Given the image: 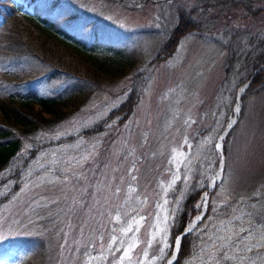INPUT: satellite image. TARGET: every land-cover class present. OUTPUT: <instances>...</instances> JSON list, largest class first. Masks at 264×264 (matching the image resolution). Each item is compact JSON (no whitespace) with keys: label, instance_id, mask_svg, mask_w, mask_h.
I'll use <instances>...</instances> for the list:
<instances>
[{"label":"rangeland","instance_id":"obj_1","mask_svg":"<svg viewBox=\"0 0 264 264\" xmlns=\"http://www.w3.org/2000/svg\"><path fill=\"white\" fill-rule=\"evenodd\" d=\"M69 1L79 12L104 24L116 38L124 41V45L131 44L137 64L123 79L113 80L89 76V70L85 68L79 73L57 71L55 67L59 62L51 60L54 59L52 56L41 64L33 58V55L45 58L36 46L33 32L16 25L0 30L2 100L11 93L27 94L34 89L42 95L62 91L69 85L92 89L87 92L88 100L84 101L81 111L46 134L50 141L37 148L35 160L31 158L21 163L24 175L21 186L26 180L35 181L46 176L53 183L41 182L35 193L62 201L60 207L63 208L71 205L73 200L84 201L83 207H77L71 216L72 227L67 229L69 244L62 247L64 240L58 227L63 224L58 221L54 227L47 219L37 220L35 216L30 221L19 211L27 198L25 194L20 193L13 199V193L20 187L17 189L16 182L9 178L0 180V191L7 192V197H0V264H88V256L81 257V253L89 239L94 240V245L90 244L88 251L96 254L99 250L104 256L91 264L166 263L173 249L162 245L159 237L153 240L151 247L148 241L156 231L152 227L156 204L162 203L164 198L159 185L168 187L169 170L174 169L169 160L173 156L178 160L187 158L191 164L188 184L183 183L184 167L181 165V181L168 190L169 209H179L192 189L191 165L200 164L203 175L210 170L214 178L224 156L223 178L216 185L217 193V188L208 192L207 209L213 205L219 214L229 206L256 211L248 206L264 201V60H261L264 58L258 56L264 51V0ZM181 14L191 20L192 28L186 30L171 53L162 54ZM87 30L82 29L84 33ZM59 55L55 53V57ZM259 69H262L258 72L262 74L261 82L247 89L238 114L239 90ZM7 73H14L15 77H9ZM54 75L56 80L52 79ZM131 94L135 99L132 110L116 114ZM112 113L116 119L110 127L113 130L102 132L91 140H78L80 142L73 145L74 142L68 140L88 127L108 122ZM234 118L237 124L228 135L231 136L230 146L226 149V138L221 154L215 145ZM45 143L55 144L46 146ZM188 144L192 145L191 149ZM91 145H98L95 160L83 162V167L76 165L74 158L87 154L86 149ZM213 148L218 154L215 161L208 156ZM132 161L138 169L134 173L137 180L132 182L137 188L133 196H139L141 205L137 211L145 219L138 232L129 234L134 236L128 241L134 245L129 249L132 260L121 262L115 259L120 252L113 255L107 250L111 236L121 235L119 231H110L113 227L119 229L120 222L114 224L109 213L114 214L120 206L128 207L126 189L131 179L128 169ZM28 170L32 172L30 177L25 175ZM73 172L78 175L86 172L87 178L77 183ZM64 177L69 178L66 185L60 183ZM8 181L13 182L8 184ZM5 184H8L7 188ZM117 184L121 188L120 195L105 200L109 194L107 186L111 185L114 190ZM96 185L104 190L103 196L97 193ZM182 188L184 196L177 205L176 195ZM92 193H97L96 200L107 204L103 215L95 209L89 211ZM243 195L253 197L246 203ZM145 198L147 202L143 203ZM200 203H204L203 199ZM53 208L59 210L55 205ZM135 215L130 212L124 219ZM64 219L62 215L61 220ZM98 223L103 224L100 228L103 236L93 231ZM82 226L83 234L80 233ZM213 231L215 229L209 234ZM171 233L167 237L168 244L172 243ZM72 237L81 243L74 244ZM73 247L79 249L75 254L70 251ZM161 247H165L167 253L163 259L160 258ZM198 257L188 264H203Z\"/></svg>","mask_w":264,"mask_h":264},{"label":"trees","instance_id":"obj_2","mask_svg":"<svg viewBox=\"0 0 264 264\" xmlns=\"http://www.w3.org/2000/svg\"><path fill=\"white\" fill-rule=\"evenodd\" d=\"M75 6L69 0H0V30L9 25H16L21 29L26 28L28 32H33L37 48L45 56L43 58L37 55L39 58L37 59L33 55V58L41 64L51 59L48 56H52L54 59L51 60H58L60 63L54 66L58 69L57 71L74 70L79 73L85 68L89 70V76L100 77V79L113 80L125 77L134 69L138 60L131 44L124 45V41L116 38L104 24L94 17L79 12ZM191 23V20L186 19V14H181V20L164 44L162 54L171 53L175 49L186 30L192 28ZM82 29L88 30L84 33ZM55 53L60 55L55 57ZM258 56L259 59L264 58V51L262 50ZM7 75L15 77L14 73H7ZM77 78L80 77L77 75ZM261 78L262 74H258L251 83V87L258 85ZM52 79L56 80V76L54 75ZM71 86H66L64 90L56 91L51 95H42L35 89L27 94L15 92L7 95L5 101L0 95V174L6 177L4 180L9 178L16 182L17 189L21 187L24 177L21 163L31 158L35 160L37 148H40L44 142L50 141L46 134L51 133L55 126L75 116L81 111L84 101L88 100L87 92H90L91 88L86 90L78 85ZM134 100L131 94L115 113L130 112ZM111 116L108 122L103 121L88 127L76 137H68V140L71 143L74 142L73 145L76 142L79 143L78 140H91L102 132L113 130L110 129L109 124L112 125L116 119L113 113ZM227 139L226 149L230 146L231 136ZM208 156L215 161L218 154L213 148ZM191 167L192 175L189 176L193 180L192 189L189 190L176 213V226L171 229V242L199 214L200 209L195 205L202 200L212 178L210 170L203 175L200 164L199 166L191 165ZM259 185L263 186L262 183ZM218 190L219 188L216 193ZM243 196L246 203H249L248 198L251 200L253 197L252 195ZM220 219H222L221 215L216 213V209L211 205L206 217L196 230L184 237L176 264H188L190 260L203 256L201 249L210 235L209 231L218 226Z\"/></svg>","mask_w":264,"mask_h":264},{"label":"snow or ice","instance_id":"obj_3","mask_svg":"<svg viewBox=\"0 0 264 264\" xmlns=\"http://www.w3.org/2000/svg\"><path fill=\"white\" fill-rule=\"evenodd\" d=\"M241 91H244V89L242 88ZM186 123H195V121H186ZM111 126L112 125L109 124V127ZM97 147L98 145H91L88 149H86L87 154L75 157V164L83 167V162H87L89 159L95 160V149ZM188 147L191 149L192 145L188 144ZM215 147L220 149L221 145L216 144ZM185 160H187V158L178 160L175 156L169 160V163L174 165V169L169 170L171 180L168 183V187H164L163 184L159 185L164 198L162 203L158 202L156 204V216L154 217V223L152 225L156 231L152 234V239L148 241L149 247H151L153 240H156V238L159 237V242L162 245H166L168 248L173 249L172 256H175L178 253L183 237L195 228L194 224L186 225L184 231L177 236L171 244L167 243V237L170 234L171 229L176 226L175 220L178 210L177 208L169 209L167 207L170 203L167 198V193L169 188H172L177 182L181 181V165L184 167L183 183L188 184L189 177L187 173L189 171L191 160H187V162H185ZM137 171L136 162L132 161L131 166L128 169V176L131 179L126 189L128 194V201H126V204H128V207L120 206L116 209L114 214L109 213V216L114 224L120 222L119 229L113 227L110 231H119L121 235L111 236V243L108 245L107 250L112 252L113 255H115L116 252H120V256L115 257V259L121 262L126 259L128 261L132 260L129 249L134 247V245L129 244L128 241L133 239L134 236H130L129 234L138 232L142 221L145 219V217L140 216L137 211L141 205L139 196H133V194L137 193V188L132 183L137 180V175L134 174ZM25 175L30 177L32 175L31 170H28ZM72 176L75 181L79 183L81 179L87 178V173L84 172L78 175L73 172ZM4 179H6V177H4L3 174H0V180ZM122 179L123 178H121V180ZM68 180V177H64L60 183L66 185ZM41 182L49 184L53 183V181L46 176H40V179L35 181L26 180V182L19 188L18 192L13 193V199L18 198L20 193L25 194L27 198L23 207H21L19 211L27 216L30 221L32 216H35L37 220L47 219L54 227L57 226L58 221L60 224H63V227H58V232L62 234V238L64 240L62 247H64L69 244V231L67 229H71L72 227L71 216L75 213L77 207H83L84 201L73 200L72 204L68 205L66 208L60 207L61 203H63L62 201L49 199L42 193H35V189L41 187ZM11 183V181H8V184ZM8 184H5L4 187L7 188ZM95 187L97 188V193L103 196L104 190L101 189L99 185H96ZM107 187L109 189V194L108 196H105V200L110 199L112 196L120 195L121 188L119 184L115 186L114 190L111 189V185H108ZM85 191H87V189H85ZM184 191L185 190L182 188L180 192L177 193L175 199V203L177 205H179L181 199L183 198ZM97 193L91 194L93 196V201L88 202L90 205L89 211L95 209L98 214L103 215L104 211L107 209V204L95 199ZM208 195L209 194L205 192L202 197L204 203H197L195 207L203 209L207 203ZM256 195L259 196V193ZM0 197H7V192L0 191ZM146 202L145 198L143 203ZM53 205H55L59 210H55ZM248 208L256 211L246 210L236 206H229L223 213L220 214L222 217V219H220V223L216 226L215 231L208 235L205 246L201 249L203 253V256L201 257L203 264H264V203H260L258 201L249 205ZM130 212H135L136 215L124 219V217H129ZM29 213L31 215H29ZM62 215L65 217L64 220H61ZM201 219H203L202 213L196 217V220ZM101 227H103V224L98 223L97 227L93 229V231L99 233L100 236H103V232L100 231ZM83 232L84 228L82 226L80 228V233L83 234ZM72 242L77 245L81 243V241L76 237H72ZM90 244L94 245V240L89 239L87 243L84 244V251L81 253V257L85 255L88 256V264H91L94 260L104 259L103 253L99 250H97L96 254L88 251V246ZM124 245H128V247L122 248ZM70 251L75 254L79 251V249L73 247ZM159 251L161 254L160 258L163 259L164 256L167 255L165 247H161ZM168 264H172V260H168Z\"/></svg>","mask_w":264,"mask_h":264},{"label":"water","instance_id":"obj_4","mask_svg":"<svg viewBox=\"0 0 264 264\" xmlns=\"http://www.w3.org/2000/svg\"><path fill=\"white\" fill-rule=\"evenodd\" d=\"M261 71V70H260ZM259 72V71H258ZM253 81V77H252V79H251V81L250 82H247L242 88L244 89V91H241V89H240V93H238V100H237V106H236V111H237V113L239 114V112H240V110H241V105H242V103L243 102H241V98L243 97V95L245 94V92H247L246 90L248 89V87H249V85H250V83ZM237 122V119H233L231 122H230V125H227V127H226V129L223 131V135L222 136H220V138H219V141H218V144H220L221 145V148L220 149H218L220 152H223V146H225L224 144H223V140L227 137V135H229V133H230V131L233 129V127L235 126V124H237L236 123ZM225 165V162H224V157L222 158V163H221V167H220V169H219V171L216 173V175L214 176L215 178H213L212 179V181L210 182V185H209V190H214L216 187V183L217 182H219L222 178H223V171H224V166ZM219 178V180H218V178ZM217 178V179H216ZM216 182V183H215ZM207 198H208V196H207ZM207 201H208V199H207ZM207 204V203H206ZM206 205H205V208H203L204 210L202 211V215H203V217L205 216V214H206ZM200 221H202V219L201 220H196L195 219V221H193V223L192 224H194L195 225V228H196V226L198 225V223L200 222ZM191 224V225H192ZM191 232H193V231H191ZM190 232V233H191ZM189 234V233H188ZM186 237V236H185ZM181 243H182V241H181ZM181 243H180V246H181ZM180 246H179V250H180ZM180 252L178 251V253L175 255V256H172L170 259H168V260H172V264H175L174 262H176V259H177V256H178V254H179ZM167 264H168V261L166 262Z\"/></svg>","mask_w":264,"mask_h":264},{"label":"bare ground","instance_id":"obj_5","mask_svg":"<svg viewBox=\"0 0 264 264\" xmlns=\"http://www.w3.org/2000/svg\"><path fill=\"white\" fill-rule=\"evenodd\" d=\"M168 34H169V33H168ZM119 43H120V42H119ZM122 44H123V43H122ZM112 45H113V44H112ZM116 45H117V44H116ZM119 47H120V46H119ZM123 78H124V77H123ZM123 78H121V79H123ZM91 90H92V89H91ZM216 177H217V176H216ZM217 178H218V177H217ZM217 178H216V179H217ZM210 180H211V179H210ZM218 180H219V178H218ZM215 183H216V182H215ZM217 183H218V182H217ZM217 183H216V184H217ZM184 185H185V184H184Z\"/></svg>","mask_w":264,"mask_h":264}]
</instances>
